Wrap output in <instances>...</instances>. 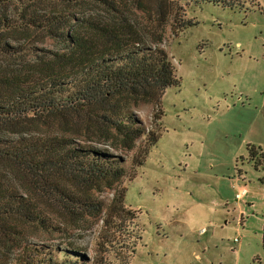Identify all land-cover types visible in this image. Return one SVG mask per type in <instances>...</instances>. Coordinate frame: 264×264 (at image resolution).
Instances as JSON below:
<instances>
[{
	"label": "rangeland",
	"instance_id": "obj_1",
	"mask_svg": "<svg viewBox=\"0 0 264 264\" xmlns=\"http://www.w3.org/2000/svg\"><path fill=\"white\" fill-rule=\"evenodd\" d=\"M225 1L230 6L184 3L179 16L195 24L175 32L171 17L164 25L160 45L178 81L159 102L129 109L145 131L132 149L115 135L52 121L44 127L121 158L125 175L102 190L72 185L101 204L96 214L69 212L36 190L33 202L52 228L23 226L21 248L0 247L8 264H20L25 244L66 250H54L45 264H264V159L255 168L248 150L264 153V0ZM128 15L144 42L157 37L151 13ZM20 42L36 49L9 61L17 71H25L36 54L64 47L36 33ZM152 136L158 139L149 146ZM6 177L30 190L21 174ZM236 184L248 190L241 200ZM30 252L40 258L47 250Z\"/></svg>",
	"mask_w": 264,
	"mask_h": 264
},
{
	"label": "trees",
	"instance_id": "obj_2",
	"mask_svg": "<svg viewBox=\"0 0 264 264\" xmlns=\"http://www.w3.org/2000/svg\"><path fill=\"white\" fill-rule=\"evenodd\" d=\"M192 1L231 4L225 0H0V247L21 248L23 226L52 228L33 202L32 195L39 194L36 190L69 212L102 210L100 203L74 192L72 185L111 188L125 175L122 159L44 127L52 121L85 133L115 135L123 148L132 149L145 131L129 109L139 102H159L165 89L178 81L160 45V32L171 17L175 32L194 25L178 12ZM132 10L152 14L157 34L153 41L142 40L128 15ZM34 33L63 43L62 51L44 50L25 71L13 70L9 61L36 49L20 42ZM157 139L152 136L148 145ZM248 150L255 168L261 166L264 153L254 146ZM10 173L21 174L30 190L21 191L7 180ZM33 245L22 246L17 262L51 263L54 250L66 252ZM32 249L47 253L37 258ZM10 261L0 252V264Z\"/></svg>",
	"mask_w": 264,
	"mask_h": 264
},
{
	"label": "built area",
	"instance_id": "obj_3",
	"mask_svg": "<svg viewBox=\"0 0 264 264\" xmlns=\"http://www.w3.org/2000/svg\"><path fill=\"white\" fill-rule=\"evenodd\" d=\"M234 186L236 188V192H235V198H236V200L243 199L247 195V193H248V190H247L246 185L245 184H240V185L239 184H236ZM203 230L204 229H202V231ZM262 230H263V243H264V219H263V223H262ZM234 240L237 241L238 239L235 238Z\"/></svg>",
	"mask_w": 264,
	"mask_h": 264
},
{
	"label": "crops",
	"instance_id": "obj_4",
	"mask_svg": "<svg viewBox=\"0 0 264 264\" xmlns=\"http://www.w3.org/2000/svg\"><path fill=\"white\" fill-rule=\"evenodd\" d=\"M242 222V221H241Z\"/></svg>",
	"mask_w": 264,
	"mask_h": 264
}]
</instances>
